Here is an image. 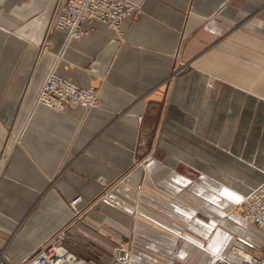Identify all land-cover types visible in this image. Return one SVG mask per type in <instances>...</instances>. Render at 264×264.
<instances>
[{"label": "crops", "instance_id": "0c3cea01", "mask_svg": "<svg viewBox=\"0 0 264 264\" xmlns=\"http://www.w3.org/2000/svg\"><path fill=\"white\" fill-rule=\"evenodd\" d=\"M129 1L142 14L124 20L122 36L93 22L65 43L48 32L57 0H0V248L13 263L66 223L67 202L86 204L99 180L127 170L136 148L166 158L143 161L164 190L154 200L171 198L174 217L214 218L193 216L191 229L207 243L184 237L182 257L195 249L204 256L194 264H213L222 256L230 241L217 224L247 234L233 211L264 181V0ZM40 46L48 51L32 50ZM53 67L94 88L95 107L36 105ZM101 207L116 228L120 215ZM150 246L159 253V240Z\"/></svg>", "mask_w": 264, "mask_h": 264}, {"label": "rangeland", "instance_id": "374dc122", "mask_svg": "<svg viewBox=\"0 0 264 264\" xmlns=\"http://www.w3.org/2000/svg\"><path fill=\"white\" fill-rule=\"evenodd\" d=\"M58 2L63 4L62 0ZM54 12H56L55 8L52 11L51 23L55 20ZM141 14L140 10V14L136 16H140ZM51 36L52 34L49 36V39ZM35 48L32 47V50H39V52L42 50L48 51L46 46ZM36 58L37 56L35 58L32 57V68L34 67ZM52 69L55 68L53 67ZM175 72H178V69ZM174 73H171L170 76ZM138 118L141 119V116ZM136 149L135 159L127 170L114 179H102L98 181L97 184L100 185L101 189L92 200L80 206L82 202L81 197L76 196L75 198H80L76 207L72 203L73 199L66 203L72 215L63 226L53 233L46 243L60 241L77 258L89 264H111L115 255L113 249L118 248L126 249L130 252V264H133V255L139 258L135 264H194L197 258L204 256L198 250L193 249L188 251L190 254L187 257H182L183 253L187 254L183 248V242L185 243L189 239V241L196 244H205L206 240L203 238V235L195 230L193 231L191 226L196 223L194 222L195 218L206 221H212L214 218L198 210H193L192 218L186 215L189 212H186V214L181 212V215L175 216V218L167 210V207H170L168 206V202H171V198L167 197L169 200H154L153 191L162 194L164 190L161 188L162 186H159L160 180H158V176L151 178L150 173L144 168L147 163L144 164L143 161L144 159L153 160V157L155 158L157 155H159L161 160H166V158H163L164 154L160 152L154 153L153 156V154L146 152V150L140 152L138 148ZM161 178H164V176ZM172 198L176 200L175 197ZM105 202L108 206L112 207L110 209L113 212L118 213L121 217L122 222H114V220H112L113 223L110 222L116 228L109 227V224L106 223L110 218L107 215H103L104 211H102L101 205ZM238 206L233 211L237 217ZM152 220L161 222L160 224L165 227L158 225L159 223L157 224ZM88 224L94 227L95 230L90 229ZM223 226L222 224L215 225V227H220L224 231V235H227L230 243L222 252L221 250H219L220 253L217 252L222 256L217 257L213 264H218V260L224 259L227 252L233 247L245 248L247 246L246 248H256L258 244H261H257L258 241L252 242L249 240V236L253 237L252 233L256 235L260 232L250 225H248L247 234H242L237 230ZM166 227L172 229V231ZM173 232H178L182 236V240L181 237L173 235ZM184 237L187 238L186 241ZM262 237H264L263 233L261 239ZM154 239L159 240V253L157 248L150 246L151 240ZM261 239H259V242ZM98 240L102 241V243L98 242ZM138 240L142 241L143 245L137 244L140 242ZM241 244H244V247ZM167 249L171 253H168ZM251 250L254 249L251 248ZM141 254L143 255L141 256ZM153 259L158 262H153ZM9 262L13 263L10 260Z\"/></svg>", "mask_w": 264, "mask_h": 264}, {"label": "built area", "instance_id": "2783aa9c", "mask_svg": "<svg viewBox=\"0 0 264 264\" xmlns=\"http://www.w3.org/2000/svg\"><path fill=\"white\" fill-rule=\"evenodd\" d=\"M59 1V0H58ZM54 12L55 20L50 22L49 32H60L69 39H81L92 28H87L93 22L105 24L108 30L122 36L121 25L133 14H140V8L129 0H65L57 2ZM96 102L94 88H81L71 81L61 77L56 69L48 72L35 100L36 105L63 112L67 107L78 106L90 110ZM79 197L74 198L76 204ZM238 217L251 227L264 232V181L252 189L240 202ZM264 236V233H263ZM261 239V238H260ZM252 242L257 240L249 239ZM251 243V242H250ZM258 243H261L260 245ZM254 250L233 247L218 264H264V237L257 242ZM252 245V244H250ZM233 253L236 260H230ZM114 258L111 264H130V252L126 249H113ZM121 255L122 257H119ZM120 262L119 259H122ZM0 264H89L77 258L66 249L60 241L48 242L40 246L32 255L23 260L10 263L4 250L0 248Z\"/></svg>", "mask_w": 264, "mask_h": 264}, {"label": "bare ground", "instance_id": "6f19581e", "mask_svg": "<svg viewBox=\"0 0 264 264\" xmlns=\"http://www.w3.org/2000/svg\"><path fill=\"white\" fill-rule=\"evenodd\" d=\"M50 27L48 26V32L50 31V29H49ZM72 40H76V39H69L67 42H69V41H72ZM77 204L78 203H76V205L74 204V206L76 207L77 206ZM147 220V219H146ZM152 221H154V222H156L158 225H162V224H160L161 222H158V221H156V220H152ZM163 227H165L164 225H162ZM167 228V227H166ZM168 230H171L172 231V229H170V228H167ZM173 235H175V236H177V237H182L178 232H173L172 233ZM251 235H253V239L254 240H257V241H259V239L261 238V235H262V233L261 232H259V233H257L256 235L254 234V233H252ZM229 259L230 260H236V256L231 252L230 254H229ZM119 257H122L121 255H119ZM120 260V262H122V260H123V258L122 259H119Z\"/></svg>", "mask_w": 264, "mask_h": 264}]
</instances>
